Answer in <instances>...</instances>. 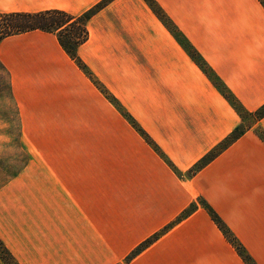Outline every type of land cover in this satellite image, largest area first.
<instances>
[{"label": "crops", "instance_id": "1", "mask_svg": "<svg viewBox=\"0 0 264 264\" xmlns=\"http://www.w3.org/2000/svg\"><path fill=\"white\" fill-rule=\"evenodd\" d=\"M102 0H0V12L82 14ZM248 112L264 105L261 0H156ZM78 55L157 150L43 30L9 36L21 169L0 187L17 264H247L201 199L264 264V117L247 124L146 0H112ZM244 133L191 169L239 126ZM177 221L139 254L145 240ZM0 264L4 262L0 259Z\"/></svg>", "mask_w": 264, "mask_h": 264}, {"label": "trees", "instance_id": "2", "mask_svg": "<svg viewBox=\"0 0 264 264\" xmlns=\"http://www.w3.org/2000/svg\"><path fill=\"white\" fill-rule=\"evenodd\" d=\"M111 1L112 0H102L91 9L79 15H75L61 9H48L38 12H0V43L9 36L37 29L55 33L60 41V44L64 47L68 54L73 59H75V61L80 65V67L84 71H86L88 75H90V77L94 79L95 83L102 90V92L105 93L112 102L118 105V107L124 112L126 117L132 122V124L142 133L146 140L152 143L154 147L159 150L158 146L153 142L149 134L138 124V122L128 112L122 109L114 95L108 90V88L103 83H101L97 78L93 76L88 66L78 55V48L89 38L88 22L90 18ZM146 1L153 9V11L157 14V16L162 20V22L170 29V31L176 36V38L180 41L184 48L189 52L192 58L200 65V67L206 72V74L212 79V81L224 92V94L228 97L230 102L234 105L236 110L240 113L243 118L246 117L245 114L254 117L255 120L264 117V105L252 113L245 110L242 105L234 98V96L230 92H228L223 82L213 73L206 60L194 49L192 44H190L184 34L170 19V17L166 14V12L158 4V2L156 0ZM261 2L264 5V0H261ZM244 130L245 126L239 125L230 134V136H228L224 141H222V143L218 147H216L214 150L204 156L191 169V171L196 172L201 169L220 151L228 147V145H230L234 140L240 137L244 133ZM259 133L262 139L264 140V132L259 131ZM201 203L208 210L212 219L222 229L226 237L235 246V248L238 250L239 254L243 257L246 263L257 264L254 258L247 252L244 245L240 242V240L232 232L230 227L225 223V221L216 212V210L204 199H201ZM196 207L197 205L195 203H192L187 209L182 212V214L174 222L168 224L161 231L154 234L153 236L145 240L143 243H141L138 247H136L134 251L128 256L127 260H130L135 255L143 251L146 247H148L151 243L158 239L163 233H165V231H167L175 223H177V221L182 220L183 218L187 217L190 213H192V211H194ZM0 244L3 246L8 255L12 257L11 253L8 251V249L5 247L1 240Z\"/></svg>", "mask_w": 264, "mask_h": 264}, {"label": "rangeland", "instance_id": "3", "mask_svg": "<svg viewBox=\"0 0 264 264\" xmlns=\"http://www.w3.org/2000/svg\"><path fill=\"white\" fill-rule=\"evenodd\" d=\"M9 72L0 62V187L7 184L26 162L20 147V123L10 90ZM246 116V117H245ZM246 123L255 118L245 114ZM0 259L4 264H17L0 244Z\"/></svg>", "mask_w": 264, "mask_h": 264}]
</instances>
